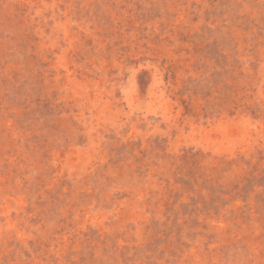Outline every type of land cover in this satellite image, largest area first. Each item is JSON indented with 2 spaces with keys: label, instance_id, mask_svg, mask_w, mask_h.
<instances>
[{
  "label": "rangeland",
  "instance_id": "1",
  "mask_svg": "<svg viewBox=\"0 0 264 264\" xmlns=\"http://www.w3.org/2000/svg\"><path fill=\"white\" fill-rule=\"evenodd\" d=\"M0 264H264V0H0Z\"/></svg>",
  "mask_w": 264,
  "mask_h": 264
}]
</instances>
